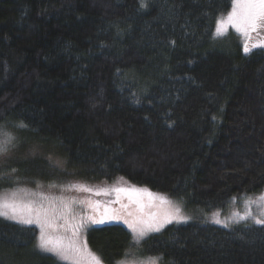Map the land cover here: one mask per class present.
Here are the masks:
<instances>
[{
	"label": "trees",
	"instance_id": "trees-1",
	"mask_svg": "<svg viewBox=\"0 0 264 264\" xmlns=\"http://www.w3.org/2000/svg\"><path fill=\"white\" fill-rule=\"evenodd\" d=\"M232 4L0 0V127L26 125L31 145L52 150L88 183L125 178L185 210H222L260 193L264 52L246 54L234 34L215 36ZM41 163L21 171L43 182L63 177ZM37 239L36 228L0 220V264H60ZM86 239L105 264L133 247L121 225L93 227ZM138 257L264 264V226L171 225Z\"/></svg>",
	"mask_w": 264,
	"mask_h": 264
},
{
	"label": "rangeland",
	"instance_id": "rangeland-1",
	"mask_svg": "<svg viewBox=\"0 0 264 264\" xmlns=\"http://www.w3.org/2000/svg\"><path fill=\"white\" fill-rule=\"evenodd\" d=\"M234 7L235 5L232 4V9L230 12H232ZM230 12L222 15L218 20H226ZM260 30H264V28H258L256 31L249 30L248 34L245 35L243 30L237 31L235 27L226 23L224 26L223 35L216 34L215 36L217 38H223L230 34H234L239 37V41L243 50L245 49V45L249 47L250 51L246 53L244 50V52L246 54H251L258 51L264 52V48L262 47H253V45L256 43H264V35L262 37L258 36V32ZM0 130L7 132L12 137H14L13 142L8 146V151L6 153L0 154V166L5 165L2 169H0V184H12L11 187L2 188L0 190V197L11 198L15 193L16 198L24 203H27L28 201H40L41 197H47V200L40 202H42L44 208L48 210L49 215L52 217L57 226L55 232L53 233L54 235H63L65 237L71 236L70 231H65L64 228L60 227L65 223V220L61 217L62 213L68 218L69 221H72L73 216L77 217V219L80 217H87L89 215L99 218L105 213L106 209L108 210L109 216L112 215L113 211L115 210L120 216L126 219H133L137 216H143L146 219L147 215L150 213H158L165 209H170V206H160L159 201L150 200L146 193L139 191L147 188L133 184L125 178L116 179L112 183H88L85 180L74 176L73 172L68 169L66 161L61 158V156L53 153V151L50 149H44L36 145H31V143H33L32 137L27 135L24 132V129L21 127H7V125H2ZM51 151L52 153H50ZM43 158H46L47 161H49L53 169L60 171V174L62 173L63 177L54 180H46V182H43L42 177H39L37 173L21 171L23 165L30 167L31 164L34 167L42 168L44 166L41 163ZM9 169L17 171L18 174L15 171L8 173ZM4 173L6 174L4 175ZM85 187L93 189L94 191L90 192L81 190ZM115 188H123L126 191L117 193L116 191H113ZM133 188H135L137 191H132ZM105 189L107 190L106 192L102 191ZM97 190H101V194L96 195L95 191ZM147 190L151 193H157L151 191L150 189ZM262 194H264V190L255 195H247L240 199H232L226 208L212 212L204 211L200 208L194 210H185L181 204L167 196L168 199L173 201L174 204L179 205L181 208V214L187 217L186 222L177 223L176 221H173L171 224H166L160 230V232L149 233L139 245H136L133 240L132 249L121 261H123L124 264H151L152 258L156 257H138V251L148 238L161 233L171 225H184L193 222H203L223 228H231L240 224L257 225L253 223L251 217H249L247 220H240L239 217H235V219L230 218L233 216V213L236 212H239L241 215H243L246 211V208L251 211L252 216H260L261 212L264 211V202L257 200V198ZM117 200L119 202L114 203V201ZM249 200L255 201V203L247 204L246 202ZM65 205L70 208V211L64 207ZM122 205L126 207L122 208ZM141 205H143L142 209ZM129 213H132V216H129ZM214 214H218L217 218H219L223 223H227L228 227H224L223 223H214ZM0 220L23 227H34L38 230L39 237L40 228L36 224H23L4 216H0ZM104 225H121L126 228L132 236L131 230L128 228L127 224L123 222V219H106L105 223L103 224H92L89 222V224L84 229H82L80 233V239L87 244L86 236L88 230L93 227ZM36 248L43 255L55 258L60 264H71L70 261H62L51 253L41 251L37 247V242ZM87 248L90 252L94 253L100 258L101 264H105L102 258L96 254L88 246V244ZM121 261H119L117 264H120ZM161 261L162 260L160 259L158 264H162ZM84 264H87L86 258Z\"/></svg>",
	"mask_w": 264,
	"mask_h": 264
},
{
	"label": "snow or ice",
	"instance_id": "snow-or-ice-1",
	"mask_svg": "<svg viewBox=\"0 0 264 264\" xmlns=\"http://www.w3.org/2000/svg\"><path fill=\"white\" fill-rule=\"evenodd\" d=\"M233 8L226 18L217 21L216 34L223 35L225 24L232 25L237 31L243 30L244 34L247 35L248 31H256L258 28H264V0H232ZM143 6V5H142ZM253 47L264 48V43H256ZM245 52H249L250 49L245 45ZM19 127H26L24 124H20ZM12 137L7 132L0 130V154L8 151V146L13 142ZM123 179V178H121ZM83 191H94L90 188H82ZM102 191H107L102 190ZM113 191L117 193L126 191L123 188H115ZM132 191H137L135 188ZM146 193L150 200L159 201L160 206L168 205L170 209H165L162 212L150 213L145 219L143 216H137L133 219L123 218L116 212L113 211L112 215L109 216L108 210L102 214L99 218L89 215L87 217L73 216L72 221L62 213L61 217L65 220L64 225L60 227L64 228L65 231H70L71 236L65 237L63 235H54L56 224L52 217L49 215L48 210L44 208L42 202L47 200V197H41L40 201H28L27 203L22 202L16 198L14 193L11 198L0 197V216H4L9 219L16 220L23 224H36L40 228V234L37 241V247L47 253H51L57 256L62 261H70L71 264H84L85 258L87 264H101V260L94 253L90 252L87 248V244L80 239V233L89 222L92 224H103L106 219H123V222L127 224L128 228L132 232L133 240L136 245L152 232H160V230L166 225L171 224L173 221L186 222L187 217L181 214V208L178 204H174L173 201L169 200L166 195L157 193H151L147 189L139 190ZM96 195L101 194V190L95 191ZM257 200L264 202V194L259 196ZM119 201H114L118 203ZM247 204L255 203V201L249 200ZM68 211L67 205L64 206ZM126 207L122 205V208ZM143 205H141V209ZM132 216V213L128 214ZM218 217V214L213 215V222L216 224L223 223ZM239 217L240 220H247L249 217L252 218L253 223L257 225H264V211L261 212L260 216H252L250 210L246 208L243 215L239 212L233 213L230 219ZM224 227H228L227 223H223ZM51 230V231H50ZM161 258H152L151 264H158ZM120 264H124L123 261Z\"/></svg>",
	"mask_w": 264,
	"mask_h": 264
}]
</instances>
